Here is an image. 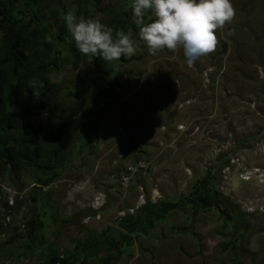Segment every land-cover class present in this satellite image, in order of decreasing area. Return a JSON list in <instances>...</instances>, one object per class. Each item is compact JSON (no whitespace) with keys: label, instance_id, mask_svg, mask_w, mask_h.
Segmentation results:
<instances>
[{"label":"rangeland","instance_id":"1","mask_svg":"<svg viewBox=\"0 0 264 264\" xmlns=\"http://www.w3.org/2000/svg\"><path fill=\"white\" fill-rule=\"evenodd\" d=\"M84 1L93 0L62 3L76 10ZM231 4L234 15L215 30L213 50L191 65L182 47L152 54L140 40H134L136 60L125 64L116 61L119 70L125 72L121 79L125 89L119 91L115 108L101 118L95 153L87 155L81 168H67L53 184L56 221L49 219L50 211L42 220L45 235L55 248H69L75 238H83L88 231L115 226L119 213L135 206L140 194L150 199L156 191V201H178L206 171L212 173L214 185L221 191L222 160L210 158L212 148L229 135L234 140L264 136V0H231ZM223 43L225 51L219 53ZM93 73L84 60L78 71L66 66L55 79L64 80L67 89L74 90L81 87L77 80ZM33 120L35 126L43 123L39 115ZM247 148L248 144L239 147ZM251 151L249 156H242L244 160L264 167L258 161L264 155H258L254 145ZM138 159L149 163L148 170L135 173L127 185H122L120 174ZM73 164H78L77 159ZM23 176L25 186L7 179L0 181L4 241L16 229L21 231L30 214V180L27 174ZM231 185L223 195L233 204L236 215L242 214L248 222L247 230H240L236 219H227L215 208L193 210L186 205L170 212L146 234L134 236L133 246L114 264H232V251L222 249L230 240L243 244L244 250L238 252L236 260L264 264V213L248 215L241 209L243 201L264 196V190L237 177ZM7 190H15L18 195L15 209L9 210L10 223L5 224ZM96 191L106 196L104 207L98 211L90 208ZM23 253L16 240L5 247L0 263L20 262L25 256L16 257ZM39 253L35 252L33 264H39ZM89 264L101 263L93 259Z\"/></svg>","mask_w":264,"mask_h":264},{"label":"trees","instance_id":"2","mask_svg":"<svg viewBox=\"0 0 264 264\" xmlns=\"http://www.w3.org/2000/svg\"><path fill=\"white\" fill-rule=\"evenodd\" d=\"M84 2L74 10L77 16L98 18L113 29V35L131 31L133 40H140L131 0L127 5ZM71 10L62 0H0V181L25 186L24 174L30 180L29 217L20 232L16 229L0 242V259L5 247L17 240L24 253L16 259L25 257L12 264H33L37 250L39 264H89L93 259L114 264L133 246L134 236L146 234L170 212L186 205L193 210L215 208L227 219H236L240 230H247L248 222L242 214L236 215L233 204L214 185L212 173L206 171L178 201L147 199L135 212L117 218L115 226L88 231L69 248L60 250L49 243L42 219L50 211L49 219L56 221L53 184L67 168H81L87 155L95 153L101 118L115 108L119 91L125 89L121 83L125 72L118 64L137 59L122 56L117 63L97 56L90 61L77 50L64 25V15ZM149 18L146 14L145 20ZM224 51L223 43L219 53ZM84 60L94 73L76 81L80 88L67 89L64 80L55 79L66 66L78 71ZM36 115L43 123L35 126ZM226 155L219 156L223 163ZM15 207L6 205L7 209ZM222 249L232 251V264H242L236 256L244 250L243 244L230 240Z\"/></svg>","mask_w":264,"mask_h":264},{"label":"clouds","instance_id":"3","mask_svg":"<svg viewBox=\"0 0 264 264\" xmlns=\"http://www.w3.org/2000/svg\"><path fill=\"white\" fill-rule=\"evenodd\" d=\"M130 7L139 39L150 53L182 47L189 65L213 50L215 30L234 15L231 0H131ZM146 14L150 15L147 21ZM63 19L75 47L90 61L99 56L112 62L136 52L131 31L113 35V29L98 18L77 16L74 10L67 11Z\"/></svg>","mask_w":264,"mask_h":264},{"label":"built area","instance_id":"4","mask_svg":"<svg viewBox=\"0 0 264 264\" xmlns=\"http://www.w3.org/2000/svg\"><path fill=\"white\" fill-rule=\"evenodd\" d=\"M235 146V142L232 137L229 135L226 140L222 143L214 146L211 150L210 158L214 159L219 157L223 153H227L226 162L221 167V178H222V186L220 188L222 193H225L228 189L231 188V183L234 177H237L241 181L251 184L254 188L258 190H264V167L250 164L244 160L242 156H238L237 154L231 152L230 150ZM255 151L259 155H264V140L258 141L254 145ZM149 168V163L145 160L138 159L133 164H130L125 167L123 172L119 176V180L122 185H127L131 180L132 176L139 172L145 173ZM9 193L7 196V204L9 207H13L15 198L18 195V192L15 190H7ZM157 192L152 191L150 200L152 202L156 201ZM147 199H145L143 194H140L135 206L131 207L127 212H120L119 216L122 217L126 213H133L143 204H145ZM106 203V196L101 191H96L93 193L92 198L90 200V208L98 211L102 207H104ZM241 208L247 214H257L264 213V196L257 195V197L249 198L241 203ZM10 209L7 210L6 216L4 218V223L8 224L10 222ZM88 218L84 220L87 223ZM4 239V231L3 228L0 227V242Z\"/></svg>","mask_w":264,"mask_h":264},{"label":"crops","instance_id":"5","mask_svg":"<svg viewBox=\"0 0 264 264\" xmlns=\"http://www.w3.org/2000/svg\"><path fill=\"white\" fill-rule=\"evenodd\" d=\"M232 139L234 140V138H232ZM261 140H264V136L262 137V135H260V134L259 135H256L255 139L254 138L253 139L252 138H247V137L245 138L244 136L239 137L238 139H235L234 140L235 146L232 148L233 153H235V154H237L239 156H243V157H244V155L245 156H249L248 155V152L252 150V146L255 145L256 142L261 141ZM236 144H237V146H236ZM246 144H248V148L247 149H243V150L242 149H239L240 146H243V145H246ZM251 144H252V146H251ZM254 151H255V148H254ZM250 156H252V155L250 154ZM256 160H258V159H256ZM258 161H259V163H261V165L264 166V157L263 158H260ZM250 163H252V162H250Z\"/></svg>","mask_w":264,"mask_h":264}]
</instances>
